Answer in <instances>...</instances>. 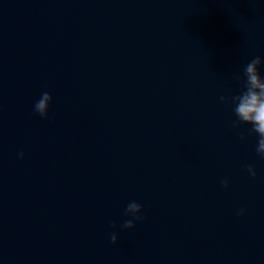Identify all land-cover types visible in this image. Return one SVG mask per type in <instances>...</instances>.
I'll list each match as a JSON object with an SVG mask.
<instances>
[{
	"label": "water",
	"instance_id": "water-1",
	"mask_svg": "<svg viewBox=\"0 0 264 264\" xmlns=\"http://www.w3.org/2000/svg\"><path fill=\"white\" fill-rule=\"evenodd\" d=\"M256 56L264 0H0V264H264L258 134L220 99Z\"/></svg>",
	"mask_w": 264,
	"mask_h": 264
},
{
	"label": "clouds",
	"instance_id": "clouds-1",
	"mask_svg": "<svg viewBox=\"0 0 264 264\" xmlns=\"http://www.w3.org/2000/svg\"><path fill=\"white\" fill-rule=\"evenodd\" d=\"M264 65V58L256 56L252 58L243 68V77L237 75V80L243 79L244 90L231 97L221 96V101L229 104H234L233 111L237 117V120L233 122L235 127H238L241 123H250L252 125V131L258 134V141L256 151L264 157V76L260 73V67ZM53 97L49 92H43L40 98L34 105V110L41 116L46 117L50 108V103ZM243 138V136L241 137ZM20 157H23L21 152ZM247 172L255 177L257 175L256 169L252 165L246 166ZM224 187H228L229 181L227 179L222 181ZM143 205L130 201L125 209L126 215H131L134 219L125 220L120 227L122 228H134L136 226L135 221L142 220ZM244 209H241L238 214L243 215ZM113 227H116L115 222ZM112 243H116L119 239L118 233L113 232L110 237Z\"/></svg>",
	"mask_w": 264,
	"mask_h": 264
}]
</instances>
